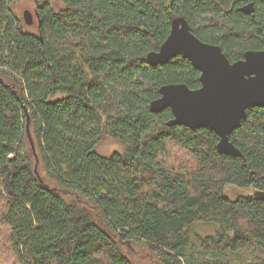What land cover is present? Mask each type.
I'll use <instances>...</instances> for the list:
<instances>
[{
    "label": "trees",
    "instance_id": "16d2710c",
    "mask_svg": "<svg viewBox=\"0 0 264 264\" xmlns=\"http://www.w3.org/2000/svg\"><path fill=\"white\" fill-rule=\"evenodd\" d=\"M17 1L0 0V264H135L134 243L159 264H264V201L226 192L264 190V106L230 134L243 155L220 153L150 107L200 70L146 59L179 16L232 62L263 50L264 0H36L37 31ZM107 136L124 149L100 154Z\"/></svg>",
    "mask_w": 264,
    "mask_h": 264
},
{
    "label": "water",
    "instance_id": "95a60500",
    "mask_svg": "<svg viewBox=\"0 0 264 264\" xmlns=\"http://www.w3.org/2000/svg\"><path fill=\"white\" fill-rule=\"evenodd\" d=\"M24 17L28 24L34 22L29 10ZM176 56L190 60L200 70L202 85L165 84L160 88L161 96L151 102V110L171 108L174 117L169 125L207 127L220 136V153L243 155L230 134L241 126L248 108L264 106V49L248 50L242 59L232 62L221 46L201 40L191 31L187 19L179 16L172 20L171 32L159 50L150 52L146 59L156 66ZM256 195L264 201V190Z\"/></svg>",
    "mask_w": 264,
    "mask_h": 264
},
{
    "label": "rangeland",
    "instance_id": "374dc122",
    "mask_svg": "<svg viewBox=\"0 0 264 264\" xmlns=\"http://www.w3.org/2000/svg\"><path fill=\"white\" fill-rule=\"evenodd\" d=\"M56 10H61L65 7V4L61 0H47ZM39 5V2L36 0H18L13 4V9L17 13V15L20 17L21 21L23 22V26L28 31H37V7ZM32 10L35 15V23L32 25L27 24L24 22L23 14L26 10ZM124 149V145L111 137H104V139L99 143L97 147V151L104 155V156H110L114 154L116 151H122ZM41 174L44 173V170L42 168V165L39 167ZM227 194L232 197L236 198L240 195H255L254 188H241L238 186L229 185L226 189ZM201 231H206V228L200 225L199 228ZM210 232L213 231V229H209ZM130 249V256L132 257L135 264H159V262H156V257L153 255V253L146 247L134 243V245H131Z\"/></svg>",
    "mask_w": 264,
    "mask_h": 264
},
{
    "label": "flooded vegetation",
    "instance_id": "af4514ba",
    "mask_svg": "<svg viewBox=\"0 0 264 264\" xmlns=\"http://www.w3.org/2000/svg\"><path fill=\"white\" fill-rule=\"evenodd\" d=\"M27 11V10H26ZM30 12H32V14H33V16H34V19H35V15H34V13H33V11L32 10H29ZM37 11V10H36ZM25 13V12H24ZM23 18H24V22H26L25 21V17H24V14H23Z\"/></svg>",
    "mask_w": 264,
    "mask_h": 264
},
{
    "label": "bare ground",
    "instance_id": "6f19581e",
    "mask_svg": "<svg viewBox=\"0 0 264 264\" xmlns=\"http://www.w3.org/2000/svg\"><path fill=\"white\" fill-rule=\"evenodd\" d=\"M32 13V12H31ZM257 192V191H256Z\"/></svg>",
    "mask_w": 264,
    "mask_h": 264
}]
</instances>
